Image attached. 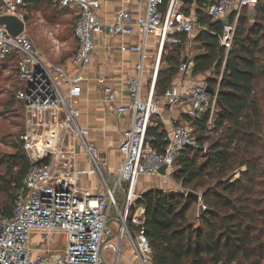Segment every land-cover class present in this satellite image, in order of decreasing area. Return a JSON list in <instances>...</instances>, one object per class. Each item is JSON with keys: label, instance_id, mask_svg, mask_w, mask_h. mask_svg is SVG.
<instances>
[{"label": "built area", "instance_id": "obj_1", "mask_svg": "<svg viewBox=\"0 0 264 264\" xmlns=\"http://www.w3.org/2000/svg\"><path fill=\"white\" fill-rule=\"evenodd\" d=\"M264 0H208L201 9L213 22L223 23L221 45L232 48L239 18L244 10L254 11ZM59 8L73 11L74 35L78 48L70 62L75 74L60 63H50L36 48L28 33L30 4L26 0H0V17L14 16L24 23V31L12 35L0 27V62L15 63L20 88L16 98L24 106L23 150L32 163L10 217L0 215V264H153V249L143 229L144 209L136 207L141 196L138 183L142 176L160 177L165 186L176 171V161L187 148L198 149L194 127L208 117L213 123L219 86L210 93L207 84L191 85L193 55L181 64L173 83L161 96L155 92L161 56L165 45H178L186 35L189 43L200 29L196 12L186 15L179 0H147L143 14L120 8L109 23L101 21L99 0H52ZM141 36L130 47L140 55L136 75L127 79L130 99L116 104V91L104 86L102 103L118 118L132 116V126L122 133L119 151L122 164L110 171L107 159L88 140L89 129L79 123L81 111L76 107L72 87L85 80L84 69L92 60L95 37ZM158 36L159 47L150 73L147 94L143 95L147 39ZM11 64V63H10ZM188 105L189 119L166 131L163 152L153 148L147 138L152 119L162 114V107L174 109ZM79 154L87 158L90 168L83 167ZM166 166L164 175L159 170ZM102 178V188L90 193L82 187L84 176ZM178 191H184L176 184ZM176 190V189H175ZM199 205L205 209L200 200ZM117 223V227L114 226ZM53 236H64V250L51 245ZM36 239V245L31 241Z\"/></svg>", "mask_w": 264, "mask_h": 264}, {"label": "trees", "instance_id": "obj_2", "mask_svg": "<svg viewBox=\"0 0 264 264\" xmlns=\"http://www.w3.org/2000/svg\"><path fill=\"white\" fill-rule=\"evenodd\" d=\"M26 1L34 6L52 4V0ZM169 2L164 0L163 11ZM206 3L195 0L192 5L181 4L180 10L191 15L194 9L203 27L192 42L193 76L215 75L206 81L213 89L219 86L213 123L208 117L196 122L199 148H187L177 158L172 178L185 191L152 188L141 194L136 207L144 209L143 229L153 249V264H264V200L252 199L264 196V1L255 8L257 21L252 25L241 14L229 51L221 45L223 23L213 22L201 9ZM186 39L183 35L180 44L165 45L157 96L178 74L186 57ZM210 126L218 135L198 164L202 134ZM165 137L161 123L148 128L147 138L159 152L166 146ZM0 162L5 169L0 174V193L6 195L0 215L10 217L32 163L21 149ZM189 192L200 194L205 203L196 220L189 212L200 200Z\"/></svg>", "mask_w": 264, "mask_h": 264}, {"label": "crops", "instance_id": "obj_3", "mask_svg": "<svg viewBox=\"0 0 264 264\" xmlns=\"http://www.w3.org/2000/svg\"><path fill=\"white\" fill-rule=\"evenodd\" d=\"M101 6L98 10L100 19L104 23L112 21L115 13L120 8L128 9L133 14H143L146 10L147 0H99ZM29 17H28V33L31 30L32 23L30 21L31 13L35 8L34 4L29 3ZM53 6L58 7L52 3ZM59 8V7H58ZM62 9V8H59ZM66 10L68 16L72 17L75 21V15L73 11ZM32 11V12H31ZM194 12V9H193ZM35 26H37L35 24ZM75 40L77 50L78 43L73 33L72 40ZM141 36L138 33H134L131 36H110L108 33L103 32L95 37V49L92 60L84 69L85 80L72 87L73 97L76 99V107L81 111L79 123L89 129L88 140L96 145L102 155L107 159L110 169L117 171L122 164V155L119 151V145L122 141V133L124 130L131 128L132 116L125 114L121 118L109 113L102 103V97L104 93L103 85L99 80H103L105 85L112 86L116 91V104L121 105L129 102V88L127 85V79L136 75V65L139 63L140 55L137 52L131 51L130 47L138 45L140 43ZM192 41L186 39L185 52H192ZM159 47L158 36H150L147 39V53L148 57L145 61V78L143 85V95L147 94L148 85L150 81V73L154 68V62L157 57ZM71 48V47H70ZM76 50L67 57L64 61L54 62L64 65L68 72L75 74L76 70L70 62L71 56ZM50 62V61H48ZM53 63V62H50ZM199 76H193L189 81L191 85L206 84L205 81L200 80ZM188 105H182L174 109L162 107V114L156 115L152 119V125L161 123L163 129L166 131L171 128L172 125H181L188 121ZM154 121V122H153ZM81 165L87 169L90 168L87 158L82 154L78 156ZM85 177V176H84ZM83 177L81 185L85 189H88L90 193L93 191L90 189L92 184L97 183V176H90L86 179ZM168 186L172 187L176 185L175 181H168ZM165 185L160 177L155 176H142L138 183V191L142 194L152 188L165 189ZM95 192H97L96 185ZM94 192V193H95ZM117 227V223H114ZM53 239V238H52ZM50 244L54 245L56 243Z\"/></svg>", "mask_w": 264, "mask_h": 264}, {"label": "rangeland", "instance_id": "obj_4", "mask_svg": "<svg viewBox=\"0 0 264 264\" xmlns=\"http://www.w3.org/2000/svg\"><path fill=\"white\" fill-rule=\"evenodd\" d=\"M179 3L182 4L180 1ZM244 14L247 16L249 25L257 21L255 10L250 11L247 9L244 11ZM30 21L32 27L29 35L36 48L43 53L45 60L53 63L61 62L76 50L74 38L72 40L75 21L72 17L68 16L66 10L59 9L51 3L44 1L40 5L35 6L33 13H31ZM7 62L8 64L0 62V160L5 155L15 153L18 149L23 150L22 137L25 123L24 106L16 98L17 91L20 88L18 73L17 70H14L16 64L10 61ZM211 77H215L214 73L208 72L202 74L199 78L206 82ZM202 135L204 136V142L201 149L197 152L199 155L197 157L198 164L204 161L203 157L207 153V148L216 139L218 134L210 126ZM110 171L112 170L110 169ZM4 172V167L0 165V174ZM234 177L236 179L239 177L237 170L234 172ZM84 178L86 179L87 176ZM172 181H174L173 178ZM94 185H96L97 189L102 188V178L100 176L97 179V183L94 182L90 188L93 193L95 192ZM164 187L166 190L179 189L177 185ZM183 190L185 191L184 188ZM198 191L201 193V188ZM5 199L6 195L0 193V202ZM252 199L254 201H263L264 196L258 194L254 195ZM203 204L205 205V203ZM202 209L199 203L193 204L189 212L191 219L196 220ZM52 238V243H56L55 248L63 252L64 236H53ZM36 241V239H33L31 244L35 246ZM124 264H127V262H124Z\"/></svg>", "mask_w": 264, "mask_h": 264}, {"label": "water", "instance_id": "obj_5", "mask_svg": "<svg viewBox=\"0 0 264 264\" xmlns=\"http://www.w3.org/2000/svg\"><path fill=\"white\" fill-rule=\"evenodd\" d=\"M182 4H194L195 0H179ZM223 23L225 25H229L230 21L229 19H224ZM5 26V28L14 36L22 33L24 31V23L20 21L18 18L14 16H3L0 17V27ZM187 62V57L183 59V63ZM207 91L212 93L213 88H211L209 85H207ZM166 166H163L160 170L159 173L164 175L166 173ZM189 196H192L195 201L200 200V194L194 193V192H189Z\"/></svg>", "mask_w": 264, "mask_h": 264}]
</instances>
